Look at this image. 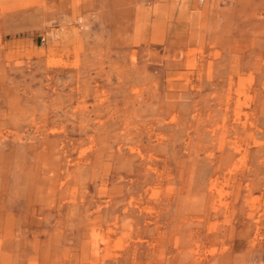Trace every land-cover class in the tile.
I'll return each instance as SVG.
<instances>
[{"label": "rangeland", "instance_id": "374dc122", "mask_svg": "<svg viewBox=\"0 0 264 264\" xmlns=\"http://www.w3.org/2000/svg\"><path fill=\"white\" fill-rule=\"evenodd\" d=\"M0 264H264V0H0Z\"/></svg>", "mask_w": 264, "mask_h": 264}]
</instances>
